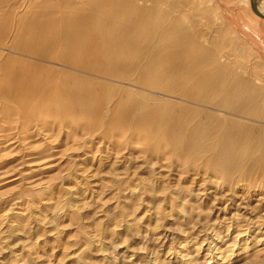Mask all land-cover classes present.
Listing matches in <instances>:
<instances>
[{"label": "rangeland", "instance_id": "rangeland-1", "mask_svg": "<svg viewBox=\"0 0 264 264\" xmlns=\"http://www.w3.org/2000/svg\"><path fill=\"white\" fill-rule=\"evenodd\" d=\"M252 1L163 0L156 10L182 13L183 25L203 38L221 65L220 73L205 69L228 75L236 91L229 103L243 117L250 116L251 103L264 117V18L254 10L261 12L264 0ZM98 2L0 0V77L32 66L61 70L54 60L20 55L42 51L43 38L61 34L48 23L87 14ZM19 84L0 82V264H264V125L242 119L258 130L252 142L261 147L252 150L254 163L238 181L236 172L226 177L224 154L221 163L219 154L205 162L195 155L202 142L210 153L220 149L214 137L195 136L188 151L176 155H149L142 141L117 150L98 132L76 134L81 125L109 122L97 107L71 122L64 115L76 108L54 113L55 100L22 98ZM7 91L19 99L3 96ZM112 133L111 143L126 135Z\"/></svg>", "mask_w": 264, "mask_h": 264}, {"label": "bare ground", "instance_id": "bare-ground-1", "mask_svg": "<svg viewBox=\"0 0 264 264\" xmlns=\"http://www.w3.org/2000/svg\"><path fill=\"white\" fill-rule=\"evenodd\" d=\"M96 1L98 4L87 14L76 11L71 19L61 17L64 19L48 23V28H58L61 34L43 38L42 51L20 53L30 60H54L61 70H45L39 66L11 69L0 77V82L13 85L19 82L23 85L19 89L21 97L30 94L55 100L54 113L62 114L68 105L76 108L78 113L64 115L68 121L97 107L101 117L108 118L109 122L99 126L98 121L97 126L81 125L76 128V134L82 138L98 132L105 143L109 142L117 150L142 141L141 149L149 155L174 153L181 148L188 151L184 147L192 146L195 136L199 140L205 135L214 137L220 149L210 153L202 142L195 148V155H200V162H205L219 154L217 161L221 163L224 154L227 162L221 167L226 170V177L236 172L233 180L244 181L245 165L255 160L252 150L261 146L254 147L252 142V134L258 130L242 119L264 125L261 120L264 117L252 112L251 103L247 111L251 112L250 116L246 117L229 103V97L236 91L228 83V75L213 76L205 69L209 65L220 73L221 65L214 53L204 48L203 38L183 25L182 13L176 16L177 10L157 12V3L163 0ZM147 3L152 5L147 7ZM105 5L112 6L111 12L101 10ZM254 8L255 14L264 18V8L259 6L262 13L257 6ZM18 94L2 93L7 97ZM213 110L228 118H216L211 114ZM60 128L61 123L54 124V130ZM113 131L126 135L122 141L111 143ZM157 134H167L168 138L164 142L144 141ZM223 141L227 145L223 146Z\"/></svg>", "mask_w": 264, "mask_h": 264}]
</instances>
